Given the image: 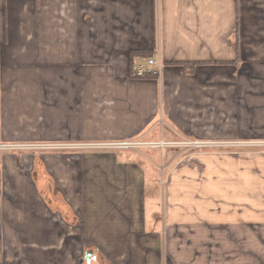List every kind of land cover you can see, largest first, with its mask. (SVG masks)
<instances>
[{
	"label": "crops",
	"instance_id": "crops-1",
	"mask_svg": "<svg viewBox=\"0 0 264 264\" xmlns=\"http://www.w3.org/2000/svg\"><path fill=\"white\" fill-rule=\"evenodd\" d=\"M263 141L264 0H0V264H264Z\"/></svg>",
	"mask_w": 264,
	"mask_h": 264
},
{
	"label": "built area",
	"instance_id": "built-area-1",
	"mask_svg": "<svg viewBox=\"0 0 264 264\" xmlns=\"http://www.w3.org/2000/svg\"><path fill=\"white\" fill-rule=\"evenodd\" d=\"M164 63L163 60L157 56L152 55L143 59L140 62H135L133 64V75L135 77L143 78L148 77L149 75L156 74L159 75L161 73V69ZM181 143V142H180ZM182 144L188 146H195V147H202L205 145H211V143L201 142V141H188L183 142ZM219 143H216V145ZM250 144H264L263 142H256ZM141 143L136 142H121L115 144H94L92 146H99V147H119V148H131L134 146H140ZM152 146H157V143L152 142ZM86 145L83 144H6L3 145L4 148H11V149H42V148H51V149H60V148H68V147H84Z\"/></svg>",
	"mask_w": 264,
	"mask_h": 264
},
{
	"label": "rangeland",
	"instance_id": "rangeland-1",
	"mask_svg": "<svg viewBox=\"0 0 264 264\" xmlns=\"http://www.w3.org/2000/svg\"><path fill=\"white\" fill-rule=\"evenodd\" d=\"M132 142L143 143V142H139V141H135V140H132ZM230 145H239V147L236 146V150H245V149H250V147H252V146H250V143H248V144L246 143V145L244 143L243 144L242 143H233ZM258 145L264 146V144H258ZM184 146H186V145H184ZM134 147H138V146H134ZM140 147H143V145ZM224 148H226V150H232L233 151L234 147H224ZM262 148H264V147H258L257 149L262 150ZM174 149H176V151L179 153V157H182L184 154H188L189 152L193 151V149H195V148H191V147L186 146V147H180V148H174ZM20 150H25V151L34 150V151H36L35 149H20ZM196 150H198V149H196Z\"/></svg>",
	"mask_w": 264,
	"mask_h": 264
},
{
	"label": "trees",
	"instance_id": "trees-1",
	"mask_svg": "<svg viewBox=\"0 0 264 264\" xmlns=\"http://www.w3.org/2000/svg\"><path fill=\"white\" fill-rule=\"evenodd\" d=\"M139 54V52H135L134 55H137ZM140 54H143V55H149L148 52H140ZM184 66L186 67H192L194 64L190 63V62H185V63H182Z\"/></svg>",
	"mask_w": 264,
	"mask_h": 264
},
{
	"label": "flooded vegetation",
	"instance_id": "flooded-vegetation-1",
	"mask_svg": "<svg viewBox=\"0 0 264 264\" xmlns=\"http://www.w3.org/2000/svg\"><path fill=\"white\" fill-rule=\"evenodd\" d=\"M91 256V255H90ZM90 256L88 255L87 257H89L90 258Z\"/></svg>",
	"mask_w": 264,
	"mask_h": 264
}]
</instances>
